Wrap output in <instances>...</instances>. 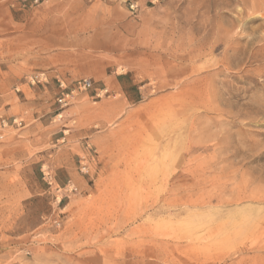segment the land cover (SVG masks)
I'll return each mask as SVG.
<instances>
[{"label": "rangeland", "instance_id": "374dc122", "mask_svg": "<svg viewBox=\"0 0 264 264\" xmlns=\"http://www.w3.org/2000/svg\"><path fill=\"white\" fill-rule=\"evenodd\" d=\"M0 264H264V0H0Z\"/></svg>", "mask_w": 264, "mask_h": 264}, {"label": "built area", "instance_id": "2783aa9c", "mask_svg": "<svg viewBox=\"0 0 264 264\" xmlns=\"http://www.w3.org/2000/svg\"><path fill=\"white\" fill-rule=\"evenodd\" d=\"M35 3H37L39 0H31ZM30 81L32 83H43L47 81V74L45 72H38L35 74H32L30 76ZM59 88L61 89V93L59 97L57 98L59 103H66L67 99L69 98L70 94H72L74 91H86L93 88V83L90 79L87 78H79L75 79L73 81V89L70 91H67V87L65 86V83L61 80H58Z\"/></svg>", "mask_w": 264, "mask_h": 264}]
</instances>
